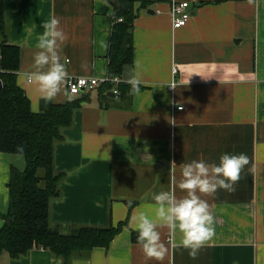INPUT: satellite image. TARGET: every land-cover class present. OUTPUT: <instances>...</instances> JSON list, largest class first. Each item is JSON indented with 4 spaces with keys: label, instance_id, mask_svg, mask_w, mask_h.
Instances as JSON below:
<instances>
[{
    "label": "crops",
    "instance_id": "0c3cea01",
    "mask_svg": "<svg viewBox=\"0 0 264 264\" xmlns=\"http://www.w3.org/2000/svg\"><path fill=\"white\" fill-rule=\"evenodd\" d=\"M183 1L190 2L193 16L176 29L171 7ZM6 14L9 42L21 47L17 82L32 111L41 110L42 100L24 74L33 63L41 23L52 16L68 37V77L108 75L112 0H6ZM133 41L134 62L121 78L126 82L138 72V92L97 88L72 95L67 78L53 101L82 99L73 126L64 130L65 141L56 144L55 167L67 177L61 197L52 201V222L69 233L128 218L108 248L96 247L71 264H264V0H152L137 8ZM225 152L245 153L249 165L235 191L200 194L214 213V235L196 259L182 248H170L162 261L147 258L131 238L136 210L149 205L152 191L171 187L184 195L178 187L182 163L218 161ZM20 156L0 152V227L10 167L26 166ZM129 201L137 203L130 207ZM161 232L166 240L167 229ZM1 262L62 264L43 248L17 259L4 252Z\"/></svg>",
    "mask_w": 264,
    "mask_h": 264
},
{
    "label": "trees",
    "instance_id": "16d2710c",
    "mask_svg": "<svg viewBox=\"0 0 264 264\" xmlns=\"http://www.w3.org/2000/svg\"><path fill=\"white\" fill-rule=\"evenodd\" d=\"M114 24L110 36L108 76L121 77L126 66L134 62L133 27L137 8H147L152 0H112ZM122 18V21L118 19ZM9 18L6 0H0V152L23 155L26 166H11L7 183L8 209L2 215L0 227L1 256L8 253L13 259L26 255L34 248L49 250L62 264H71L74 257L89 256L94 248H108L114 238L128 225V218L107 226L81 225L65 233L51 218L52 201L62 195L61 183L67 173L55 167L56 144L65 141L64 130L74 124L81 98L65 103L41 101V110L31 109L26 91L18 84L21 47L9 42ZM107 82L99 89L112 91ZM117 87L120 95H131L125 81ZM137 202L132 201L130 207ZM131 238L137 242V233Z\"/></svg>",
    "mask_w": 264,
    "mask_h": 264
},
{
    "label": "clouds",
    "instance_id": "9594fccd",
    "mask_svg": "<svg viewBox=\"0 0 264 264\" xmlns=\"http://www.w3.org/2000/svg\"><path fill=\"white\" fill-rule=\"evenodd\" d=\"M60 19L52 16L41 23L43 31L36 36L37 51L31 68L24 74L26 82L34 85L45 104L55 100L68 78L67 58L63 48L67 35L60 27ZM131 91L138 92L143 83L138 72L126 81ZM249 165L245 153H223L218 161L192 159L180 165L178 183L184 195L178 196L175 188L152 191L147 207L138 208L129 221L137 233V242L149 259L162 261L169 249L182 248L196 259L199 250L214 235V213L200 194H214L223 189L235 191L241 174ZM175 170V163L171 165ZM132 201H129L131 204ZM161 229H167L166 240ZM179 234V238H178Z\"/></svg>",
    "mask_w": 264,
    "mask_h": 264
},
{
    "label": "built area",
    "instance_id": "2783aa9c",
    "mask_svg": "<svg viewBox=\"0 0 264 264\" xmlns=\"http://www.w3.org/2000/svg\"><path fill=\"white\" fill-rule=\"evenodd\" d=\"M190 2L183 1V2H176L171 7V15L173 17V25L174 28H182L188 22L193 16L192 11L189 9ZM158 13L160 11L158 10ZM119 21H122V18L118 19ZM178 70L177 68L174 69V73H176ZM107 82H112L114 84V87L112 88V91H114L115 94H119L120 90L117 87V85L122 82V78L119 76L116 77H110L108 75L103 77H96V76H69L68 77V88L70 94L74 95L79 93L83 90H96L99 88L102 84H105ZM176 81H173L170 84V89L173 90L176 85ZM184 106H178L179 110H182Z\"/></svg>",
    "mask_w": 264,
    "mask_h": 264
},
{
    "label": "water",
    "instance_id": "95a60500",
    "mask_svg": "<svg viewBox=\"0 0 264 264\" xmlns=\"http://www.w3.org/2000/svg\"><path fill=\"white\" fill-rule=\"evenodd\" d=\"M149 12H151V13H154V11L153 10H149ZM3 87V82H2V80L0 79V88H2ZM113 96H114V94L113 93H111Z\"/></svg>",
    "mask_w": 264,
    "mask_h": 264
},
{
    "label": "rangeland",
    "instance_id": "374dc122",
    "mask_svg": "<svg viewBox=\"0 0 264 264\" xmlns=\"http://www.w3.org/2000/svg\"><path fill=\"white\" fill-rule=\"evenodd\" d=\"M21 156L23 157V155H21ZM21 156H20V157H21ZM22 157H21V158H22ZM22 160H23V159H22Z\"/></svg>",
    "mask_w": 264,
    "mask_h": 264
}]
</instances>
